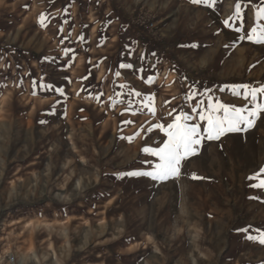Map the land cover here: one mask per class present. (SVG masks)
I'll use <instances>...</instances> for the list:
<instances>
[{"label":"rangeland","instance_id":"374dc122","mask_svg":"<svg viewBox=\"0 0 264 264\" xmlns=\"http://www.w3.org/2000/svg\"><path fill=\"white\" fill-rule=\"evenodd\" d=\"M25 1L0 0V263L11 251L16 264H255L247 242L264 232V187H254L264 179V113L246 131L202 139L178 176L126 174L152 171L156 158L143 148L167 139L154 125L166 127L183 111L203 132L206 121L192 112L197 101L202 109L209 101L252 109L240 86H264V44L239 37L264 27L256 18L264 0H235L233 7L231 0H216L208 17L194 14V25L202 26L189 36L208 42L209 50L202 57H170L159 83H147V75V86L108 94L107 127L85 123L81 106L56 100L46 115L34 113L31 125L28 117L18 124L21 109L41 107L11 98L28 82L42 84L39 73L32 70L26 79V64L10 60L15 36L20 43L31 26L20 9ZM130 16L133 27L136 22L154 39L138 36L134 27L137 37L168 39L157 12L140 4ZM192 93L195 98L186 99ZM256 103L264 104V96L258 93ZM241 229L247 232L233 234Z\"/></svg>","mask_w":264,"mask_h":264},{"label":"crops","instance_id":"0c3cea01","mask_svg":"<svg viewBox=\"0 0 264 264\" xmlns=\"http://www.w3.org/2000/svg\"><path fill=\"white\" fill-rule=\"evenodd\" d=\"M236 1L240 4V0ZM234 2L231 0V7ZM140 4L158 13L161 30L167 31L165 42H151L136 36L130 15ZM20 9L27 14L26 19L31 20V26L26 28L23 37H19L20 43H16V33V50L10 60L26 64L22 72L26 79H32V70L39 73L37 77L41 78L42 84L37 87L28 82L23 89L17 88L16 95L11 98L16 104L22 98L24 104L39 101L42 108L36 111L33 106L21 109L16 116L18 124H23L20 120L28 117L27 124L31 125L34 113L46 115L49 105L56 100L81 106L79 113L85 118V123L97 125L99 120L107 127L108 94L115 92L116 88L123 92L129 85L134 90L139 85L147 86V75L156 83L161 82L163 65L174 55L204 56V52L209 50L204 48L208 45L204 43L208 42L193 40L189 31L202 26V23L194 25L198 20L197 17L193 19L194 14L204 13L208 17L209 13L217 10V4L209 7L194 4L191 0H27ZM41 16L44 17L42 22ZM18 49L23 50V56ZM50 94L65 97H50ZM40 124L45 123L41 121ZM233 234L242 236L244 232L239 230ZM247 243L248 253L252 252L251 249L256 251L254 263L264 264V245L256 239H249Z\"/></svg>","mask_w":264,"mask_h":264},{"label":"snow or ice","instance_id":"6c2138e0","mask_svg":"<svg viewBox=\"0 0 264 264\" xmlns=\"http://www.w3.org/2000/svg\"><path fill=\"white\" fill-rule=\"evenodd\" d=\"M194 4H203L211 7L216 3V0H191ZM237 17L240 16L239 4L236 5ZM256 18L264 20V7H261L256 12ZM41 22L44 17L41 16ZM231 19V17L229 18ZM229 19L223 21L226 27H231ZM235 31H241L240 27L234 29ZM239 39H247L252 43L264 44V27H252L246 36H240ZM121 67H132L131 65H121ZM119 76V73L116 74ZM147 83L152 82L150 77ZM245 89L243 98L247 100L251 97L253 102L252 109L247 107L238 108L232 105H226L219 101L213 104L209 101L207 108L202 109L201 105L203 101H197L196 107L192 108V112L199 116L200 121H206V125L201 132V126L198 123H188L192 120V116L181 111L176 115L171 123L166 127L163 124L154 125L153 128H159L161 132L167 137L157 147H145L143 152L156 158V162L152 165V171L149 172H129L128 176H148L154 180H165L169 177L178 176L180 173L181 162L188 157L197 153V146L200 145L201 140L207 138L208 140L219 139L226 133L246 131L248 128L254 126L255 120L259 118L260 113H264V104L256 103L257 94L264 96V86L258 89H250L248 85L240 86ZM240 95L239 92L235 93ZM135 96H140V92H134ZM197 94L192 93L186 99H193ZM147 101L151 102L153 97H146ZM170 103V102H167ZM147 106V105H146ZM175 111V109H173ZM222 112V115L217 113ZM153 110V115H154ZM171 115V113H170ZM244 125V127H241ZM153 129L149 128L151 132ZM131 142V138H129ZM264 173V168L260 170ZM195 178V176H194ZM250 179H259V174L256 177H250ZM254 187H264V179H259V183ZM241 231L247 232V229H241ZM248 239H258L259 243L264 245V232L260 233L259 237L249 236Z\"/></svg>","mask_w":264,"mask_h":264},{"label":"built area","instance_id":"2783aa9c","mask_svg":"<svg viewBox=\"0 0 264 264\" xmlns=\"http://www.w3.org/2000/svg\"><path fill=\"white\" fill-rule=\"evenodd\" d=\"M133 23L135 25L134 27L136 29V33L138 36H144V37H147L149 39H154V38L148 36L147 34H143V32L140 30L139 25L136 22H133ZM3 263L4 264H16V257L14 256V254L11 251L6 253L3 256ZM0 264H2V263H0Z\"/></svg>","mask_w":264,"mask_h":264}]
</instances>
